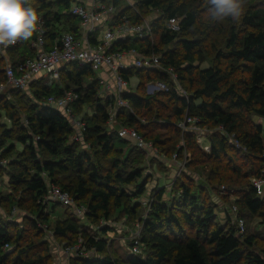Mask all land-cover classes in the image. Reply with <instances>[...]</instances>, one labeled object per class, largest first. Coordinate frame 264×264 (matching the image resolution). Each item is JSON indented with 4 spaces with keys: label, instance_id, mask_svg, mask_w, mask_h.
<instances>
[{
    "label": "trees",
    "instance_id": "obj_1",
    "mask_svg": "<svg viewBox=\"0 0 264 264\" xmlns=\"http://www.w3.org/2000/svg\"><path fill=\"white\" fill-rule=\"evenodd\" d=\"M125 1L103 0L117 7L118 20L126 16L131 22H143L157 11L160 17L152 21V37L120 38L108 51L133 48L143 56L155 54L160 56L162 68L121 71L123 77L130 81L137 78L138 83L123 95L130 109L120 110L117 123L134 127L155 147L174 148L178 160L185 149L199 152L213 165L210 176L222 172L217 176L219 185L225 184L221 178L229 168L231 174L226 180L236 177V185L227 188L235 195L240 193L235 203L247 226L245 233L239 234L231 214L227 223L221 225L208 202L206 188L176 180L169 200L165 198L167 189L158 186L155 190L150 210L142 218L145 251L133 254L129 263L264 264V247L259 253L251 250L258 240L248 232L246 220L257 216L264 223V195H258L252 185V178L264 171L263 126L254 120L255 116L264 118V0H247L240 21L222 23L203 20L201 11L208 8L205 0H130L133 5ZM72 2L27 0L44 20L48 47L61 32L80 36L79 18L68 11ZM171 17L181 20L180 31L167 30L165 23ZM224 33L225 39L221 40L219 35ZM35 37L36 34L28 41L17 40L16 45L5 49L0 44V83L6 81L4 69L9 62L16 67L35 55ZM205 62L208 67L201 66ZM170 69L177 80L167 72ZM46 81L40 77L32 80L26 90L11 89L0 94V121L5 114L10 122H0V156L9 160L0 174L8 170L14 191L21 192L18 206L24 199L31 201L35 235L46 237L41 223L49 225L52 221L45 202L48 179L43 173L68 191L78 205L86 206V217L92 224L111 219L113 208L134 219L136 202L130 201L145 195L147 180L141 183L142 172L133 166L132 155L137 147L118 136V126L108 124L110 102L99 96L96 73L88 66L71 62L62 67L60 84L50 87ZM156 81L164 82L168 91L148 93L146 86ZM67 90L78 93L73 104L75 115L82 113L84 106L94 105L93 112L87 111L82 118V139L89 150L81 148L80 141L70 142L75 134L72 121L62 110L46 104L49 96L57 97ZM17 103L22 105L24 116L19 114ZM141 117L146 121H141ZM192 125L198 130L191 129ZM199 131L210 141L209 152L198 145ZM177 140L180 145L175 148L173 143ZM168 149L162 150L167 153ZM131 185L135 187L130 193L127 189ZM10 205H15L14 201ZM56 205L52 206L53 211ZM110 229L104 225L98 234H91L72 213L56 220L51 234L72 245L83 238L86 248L94 252L91 257L71 258L72 264H121L118 257L107 254L109 241L102 236ZM21 233L14 234L9 224L0 223V264H49L50 247H45V242L39 247L30 236L25 238ZM23 239L26 245L21 247L18 243Z\"/></svg>",
    "mask_w": 264,
    "mask_h": 264
},
{
    "label": "built area",
    "instance_id": "obj_2",
    "mask_svg": "<svg viewBox=\"0 0 264 264\" xmlns=\"http://www.w3.org/2000/svg\"><path fill=\"white\" fill-rule=\"evenodd\" d=\"M68 11L70 15L79 18L80 36L70 31L61 32L53 44L48 47L47 31L44 20L40 17L39 28L35 33V39L32 41V47L36 50L35 55L19 63L16 67L10 64L5 67L6 81L0 83V94H7L11 89L26 90L32 80L40 77L46 78L47 86L52 87L55 84H60L62 67L75 62L80 66L90 67L96 73V78L100 83L99 96L110 102L108 124L114 126L117 124L116 117L120 110L130 109L129 102L125 100L123 95L129 92L133 86L130 80L123 77L121 71L129 68L156 70L161 69L162 65L160 56L155 54L143 56L133 48L115 52H109L108 49L120 38L152 37L154 34L153 22L146 18L143 22L135 23L128 20L126 16L118 20L117 7L113 4H106L103 0H73ZM165 25L167 30L178 32L181 29V20L177 17H171ZM16 44L17 42L1 44V47L5 49ZM167 72L172 75L174 80H177L176 74L172 73L171 69ZM147 90L150 94L157 91H168V86L162 81L150 82L147 85ZM7 96L10 98L9 95ZM77 99L78 93L67 90L60 96H49L46 104L65 113L74 125L76 138L80 139L83 137L85 123L82 118L77 120V115L73 111V104ZM118 123L120 124L117 129L119 137L130 140L132 144L141 149L149 145L134 127ZM181 125L187 128L185 125ZM190 128L198 130L194 125ZM203 140L208 141L207 145L204 144L206 142ZM197 142L204 151L209 152L211 150L210 141L204 132L199 131ZM236 143L238 148L241 147L238 142ZM176 156L175 154L173 159L177 160ZM8 164L9 160L0 156V169L6 168ZM43 177L48 179V191L45 196V202L48 205L60 204L66 208L73 205V198L68 191L50 181L46 173H43ZM252 185L258 195H264V171L263 175L252 178ZM84 211L86 210H83L82 214L85 213ZM233 215L238 225V233L244 234L246 224L245 220L239 216L237 206L233 207ZM102 237H106L109 241L106 234H103ZM79 239L77 244L65 248V255L69 259L87 256L84 253L87 249L85 241L83 238ZM130 250L134 255L142 254L145 251L140 233L132 238Z\"/></svg>",
    "mask_w": 264,
    "mask_h": 264
},
{
    "label": "rangeland",
    "instance_id": "obj_3",
    "mask_svg": "<svg viewBox=\"0 0 264 264\" xmlns=\"http://www.w3.org/2000/svg\"><path fill=\"white\" fill-rule=\"evenodd\" d=\"M131 2L132 1L130 0H127V2L125 1V3H134ZM204 6H209V0H205ZM201 14L203 16V20L205 22H208L209 20L207 9H205V11H201ZM157 17H160L158 11L154 12L152 17H148L147 19L151 20L152 22ZM225 36V33L219 35L221 40H224ZM201 66L208 67V63L205 62ZM137 83L138 79L133 78L131 80V84L133 85V87H136ZM146 91L148 92L147 86ZM17 108L20 111L19 114L24 116V114L22 113V105L17 103ZM93 110L94 105H91L90 108L87 107V105L86 107L84 106L82 113L77 114L76 119L79 120L80 118H83L84 114L87 111H89V113H92ZM254 120L255 122L260 121L259 123L262 124L264 136V118L255 116ZM141 121H146L145 117H141ZM0 122L10 124L9 119L5 114H2ZM119 125L120 124L117 123L113 127H117ZM141 132L144 134L145 130ZM165 136H168V134ZM76 137L77 136L73 133L72 137L70 138V142H73L72 139H74L75 141H80V144H82L81 148L89 150V145L85 144L82 138L77 139ZM145 141L148 142L149 145L146 148L142 149L139 147L136 148L135 145L132 144V142L130 143L131 147L136 148L134 154L132 155L134 160L133 166L134 168H138L142 172V178L140 182L142 183L144 179L147 180L145 185L147 191L145 195H143L139 199L133 197L132 201H130L131 204H134L136 202L135 206L137 208V212L135 214L134 219H131L129 217V214H126L124 211L116 210L115 208H113L111 219L107 221L101 220L99 224H92L86 217V211H84L85 213L82 214V211L86 210V206L83 204L78 205L73 200L72 206L66 208L58 204L56 205L54 211L52 209L53 205L50 204L48 205L47 210L51 215L52 221L49 223V225L41 223V226L46 230V237H43L42 239L40 235L38 237L35 235L36 229L31 224V220L32 218H34L31 211V208H33V206H30L31 201H26V199H24V203L22 205L18 206L16 204L22 198L21 192L14 191L7 170L0 174V223L9 224L10 230L14 234L17 232H22L21 234L26 236L25 238H28L30 236L33 241L39 244V247L41 246L42 242H45L46 245L44 246H49L51 249V257L49 260V264H69L71 263V259H69V257L65 255L64 250L67 246H72V244L67 243V241L64 239L55 238L51 233L56 220L64 217L65 214L68 215L73 213V215L77 216V218L80 220L81 224H83V228L91 234H98V231L102 228L101 225L110 226L111 229L106 234V236L109 238L107 254L114 258L118 257L121 261V264H130L129 259H131L133 256L130 250V242L135 235L142 233V218L145 219L150 210V202L153 199L155 190L158 188V186L159 188L167 189L165 198L166 200H169L170 193L172 194V184H174L176 180H184L190 184L197 185V187H205L209 193L207 195L208 202L214 207L216 221L219 222L221 225L227 223L228 214H231V217L233 218L234 222H236L235 216L233 215V207L237 206L235 201L240 196V193L236 192L237 194L235 195L233 191L227 188V185H229L230 187L236 185V177H234V180L232 181L226 180V176L228 177L231 174V170L229 168L225 169V171L223 172L224 177L221 178L222 181H226L225 184L219 185V178L217 176L220 177L222 172L213 171L214 173L210 176L213 165L199 152H196V154H194L188 149H185L179 160H175L173 159V156L175 154L173 151L174 148L171 149L169 145L155 147L153 145L154 143L152 142V140ZM203 142L206 141L203 140ZM207 143L208 141L204 144L207 145ZM151 144L152 146H150ZM181 144L185 145V142L181 141ZM179 145V140L173 143V147L175 148ZM163 147L169 148L166 151L167 153L162 150ZM19 148H22V144L19 145ZM191 162H193L194 164H191ZM161 184L163 186H160ZM134 187V185H131L129 189H127L128 192L131 193V189L133 190ZM13 201L15 205H10V203ZM125 204L128 205V202H125ZM15 209L16 211H14ZM79 210H81V212H79ZM176 214L180 216L181 212H178ZM246 220L248 221V232L255 234L258 240V244L251 247V250L259 253L261 252V248L264 247V223L262 222V219L257 216H252L250 218H247ZM188 231L190 232V234H195L194 230ZM24 239L20 243H18L21 244V247L26 245ZM79 240L80 239H78L75 244H77ZM84 253L87 255L86 257H91L94 254L93 251L87 249Z\"/></svg>",
    "mask_w": 264,
    "mask_h": 264
},
{
    "label": "clouds",
    "instance_id": "obj_4",
    "mask_svg": "<svg viewBox=\"0 0 264 264\" xmlns=\"http://www.w3.org/2000/svg\"><path fill=\"white\" fill-rule=\"evenodd\" d=\"M246 0H209L208 20L238 22L244 16ZM40 15L27 0H0V44L28 41L39 28Z\"/></svg>",
    "mask_w": 264,
    "mask_h": 264
},
{
    "label": "crops",
    "instance_id": "obj_5",
    "mask_svg": "<svg viewBox=\"0 0 264 264\" xmlns=\"http://www.w3.org/2000/svg\"><path fill=\"white\" fill-rule=\"evenodd\" d=\"M79 23H80V21H79ZM81 33V32H80ZM99 35V34H98ZM100 36V35H99ZM99 36H97V37H99ZM96 37V38H97ZM103 77H104V74L102 75ZM259 121V120H258ZM260 122V121H259ZM259 122H257V123H259ZM160 186H163L162 184L160 185ZM54 205V204H53Z\"/></svg>",
    "mask_w": 264,
    "mask_h": 264
}]
</instances>
